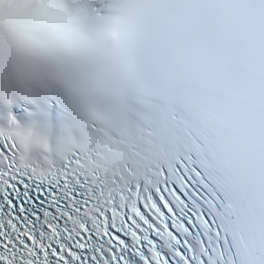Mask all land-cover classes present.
<instances>
[{"label":"snow or ice","instance_id":"6c2138e0","mask_svg":"<svg viewBox=\"0 0 264 264\" xmlns=\"http://www.w3.org/2000/svg\"><path fill=\"white\" fill-rule=\"evenodd\" d=\"M76 11L124 62L55 132L0 101V264H264V0Z\"/></svg>","mask_w":264,"mask_h":264},{"label":"clouds","instance_id":"9594fccd","mask_svg":"<svg viewBox=\"0 0 264 264\" xmlns=\"http://www.w3.org/2000/svg\"><path fill=\"white\" fill-rule=\"evenodd\" d=\"M80 0L0 3V101L13 96L40 104L58 95L70 111L88 107L99 69L119 72L125 33L84 22Z\"/></svg>","mask_w":264,"mask_h":264}]
</instances>
